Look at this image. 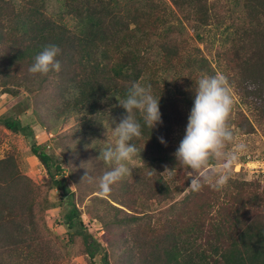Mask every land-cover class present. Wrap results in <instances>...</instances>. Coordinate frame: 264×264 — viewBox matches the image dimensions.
Returning a JSON list of instances; mask_svg holds the SVG:
<instances>
[{"label": "rangeland", "instance_id": "374dc122", "mask_svg": "<svg viewBox=\"0 0 264 264\" xmlns=\"http://www.w3.org/2000/svg\"><path fill=\"white\" fill-rule=\"evenodd\" d=\"M77 1L83 0H72L73 5ZM161 1L164 9L142 14L136 28L141 38L149 39L155 34L151 40L164 38L175 47L173 68L161 74L149 71L148 78L141 83L151 86L153 97L160 96L163 123L152 129V138L141 125V135L129 141L137 148V155L129 162L131 175L113 184L111 193L101 198L99 178L111 166L98 156L114 146V128L126 114L125 110L120 111L121 99L113 91L97 100L92 109L79 108L70 90L79 78L76 74L90 69L85 67L83 72L82 66L73 64L77 56L74 60L63 56L65 52L74 54L63 41L55 43L62 50L56 57L61 63L59 72L50 71L47 75L28 72L41 51L14 57L15 49L22 50L26 39L31 37L29 28L42 18L57 20L62 0H0V118H15L27 125L26 136L0 125V159L10 158L12 167L37 186L34 213L38 238L34 239L37 246L30 253L35 249L42 264L92 263L82 249L79 235L68 234L61 216L69 204L49 186L45 169L29 150L31 141L44 145L45 152L59 163L82 222V228L77 230L83 229L97 244L95 264H102L99 261L102 253H106L109 264H157L173 245L182 254L178 262L201 264L192 250L199 247L207 253L215 243L214 230L225 232L226 226L233 233L240 228L237 224L240 218L264 220V174L238 166L247 160H264L263 89L260 83L249 84L253 76L262 80L264 70L251 68L245 74L242 70L243 57L251 45L243 33L253 30V21L242 8L241 0H205L212 18L208 24L194 28L183 10L171 6L169 0ZM122 2H125L122 6L129 5L128 0ZM89 3L93 4V0ZM36 8L41 12L36 13ZM126 12L124 9L123 14ZM21 23L28 28L27 33L21 32ZM67 25L71 27V21ZM117 59L111 53L110 61ZM110 61L101 70L105 78L111 73ZM218 72L227 77L234 99L227 122L233 142L226 146L225 152H231L238 143L245 144L246 150L232 162L231 177L222 189L215 190L202 181V187L193 191L191 170L179 164L176 170H171L174 176L169 180L163 156L174 154L184 136L197 81L203 75ZM158 136H163L166 146L159 142ZM224 162L210 161L204 170L213 182ZM43 197L47 198L46 206L40 202ZM221 211L224 213L219 221ZM39 216L47 229L42 227ZM189 227H193L190 232ZM30 235L33 237L34 233ZM223 242L225 245L226 241ZM0 260L19 264L10 254Z\"/></svg>", "mask_w": 264, "mask_h": 264}, {"label": "trees", "instance_id": "16d2710c", "mask_svg": "<svg viewBox=\"0 0 264 264\" xmlns=\"http://www.w3.org/2000/svg\"><path fill=\"white\" fill-rule=\"evenodd\" d=\"M89 1L92 0L77 1V5H73L72 0H62L57 12V20L40 19L29 28L32 35L26 39L23 49H15L13 55L14 57H22L23 54L32 55L42 51L47 45H55L56 42L63 41L64 46L74 53L65 52L63 56H69L73 60L77 56L73 64H79L77 65L79 68L82 66L83 72L85 67L90 69L83 74H76L75 77L79 78L73 82L70 92L74 93L73 98L79 108L88 106L92 109L97 100L109 96L113 91L117 93L119 99H125L131 84L133 82L144 84L149 71L152 74H161L171 70L176 52L174 45L164 41V38L151 40L150 38L155 34H151L149 39L141 38L142 34H139L136 28V21L142 14H154L157 9L160 11L164 9L161 0H128V6H122L125 5L122 0H93V4ZM169 2L174 8L185 12L187 19L193 22L194 28L208 24L212 18L211 10L205 0H169ZM241 3L242 8L253 21V30L243 33L251 42L242 62V70L245 74V71L251 68L264 70V0H241ZM124 9L127 10L125 14H123ZM35 12L41 11L36 8ZM64 20L71 21V27ZM20 26L22 33L28 32L24 23ZM120 38H122L121 42L118 41ZM111 53L118 57L114 62L110 61ZM108 60L111 63L109 67L111 73L105 78L101 70ZM251 83L261 84L264 108V78L257 81L253 76L249 84ZM123 110L121 107L120 111L124 112ZM134 115L152 138L153 130L145 126L140 113L134 111ZM0 125L15 133L25 136L27 134V125H22L18 119L0 118ZM29 150L45 169L49 186L60 192V196L65 198V203L69 204V208L61 216L68 234L79 235L84 253L91 263L95 264L93 258L98 252L97 244L83 229L77 230V227L82 228V222L71 200L72 190L61 173L59 163L53 161L42 144L31 141ZM163 159L169 169L178 168L179 163L176 162L174 154H164ZM36 187L27 176L12 167L10 158L0 159L1 259L10 254L19 264H42L40 254L35 249L32 255L30 253L31 248L37 246L33 243L34 239L38 238L37 216L34 213L35 198L38 195ZM165 192L168 193L167 187ZM188 196L189 194L185 195V201ZM41 201L45 206L47 205L46 197L41 198ZM223 213L224 211L219 212V221ZM226 217L225 214V222ZM39 219L42 227L46 228L45 223L41 222L43 221L41 216ZM237 224L240 228L233 233L226 226L225 232L214 230L212 239L215 243L210 245L207 253L199 247L192 250L196 259L201 260V264H264V220L261 217L245 220L240 218ZM192 228L189 227L188 231L190 232ZM31 233H34L33 237ZM223 240L226 241L225 245ZM170 248L172 249L168 250L165 259L163 257V261L157 264H185L177 260L182 256L181 252H178L179 249H176L175 245ZM99 261L102 264H109L106 253L100 255ZM0 264L5 263L0 260Z\"/></svg>", "mask_w": 264, "mask_h": 264}, {"label": "clouds", "instance_id": "9594fccd", "mask_svg": "<svg viewBox=\"0 0 264 264\" xmlns=\"http://www.w3.org/2000/svg\"><path fill=\"white\" fill-rule=\"evenodd\" d=\"M60 52L57 45L45 46L35 56L28 72L32 75L59 72L61 63L56 57ZM159 98L153 97L150 85L145 87L139 82H133L126 98L118 101L126 114L114 128V146L107 147L98 156L106 165L111 166V170L104 172L99 178L98 196L101 198L111 193L113 184L131 175L129 162L137 155V148L129 141L141 135V124L136 120L134 111L141 114L145 126L150 130L163 123ZM233 104L231 88L224 74L218 72L199 78L184 136L174 152L176 162L193 173L190 179L193 191H198L202 187V181L207 182L215 190L222 189L231 177L232 162L237 158V154L246 150L245 144L238 143L231 152H225L226 146L233 142V133L227 123ZM157 139L166 146L167 142L163 136H158ZM220 159L225 162L221 169L217 170L213 182V178L204 170L210 161ZM167 170V178L173 179L171 169Z\"/></svg>", "mask_w": 264, "mask_h": 264}, {"label": "built area", "instance_id": "2783aa9c", "mask_svg": "<svg viewBox=\"0 0 264 264\" xmlns=\"http://www.w3.org/2000/svg\"><path fill=\"white\" fill-rule=\"evenodd\" d=\"M246 168L249 172H254L258 174H264V160L263 159H252L247 160L244 164H238V166ZM238 170V169H237Z\"/></svg>", "mask_w": 264, "mask_h": 264}]
</instances>
